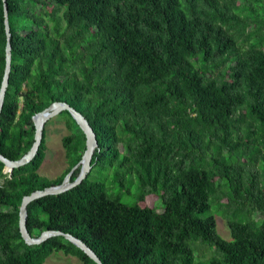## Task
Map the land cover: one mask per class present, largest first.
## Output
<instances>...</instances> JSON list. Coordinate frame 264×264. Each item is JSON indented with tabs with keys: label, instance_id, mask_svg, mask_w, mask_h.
Returning a JSON list of instances; mask_svg holds the SVG:
<instances>
[{
	"label": "trees",
	"instance_id": "obj_1",
	"mask_svg": "<svg viewBox=\"0 0 264 264\" xmlns=\"http://www.w3.org/2000/svg\"><path fill=\"white\" fill-rule=\"evenodd\" d=\"M11 68L0 115V153L17 160L33 143L32 116L65 101L96 134L91 169L72 189L31 201L32 236L61 230L104 264H264V0H6ZM6 31L0 0V85ZM68 168L38 173L34 158L3 172L0 264H48L57 252L97 264L63 236L28 245L19 231L24 195L60 184L85 135L67 110ZM136 180L124 202L97 180ZM78 166L70 175L73 181ZM232 205L230 239L210 209L215 182ZM155 195L161 210L147 206ZM256 214V218L253 217ZM232 216V218H231ZM204 244L215 255L197 258ZM70 264V263H51Z\"/></svg>",
	"mask_w": 264,
	"mask_h": 264
},
{
	"label": "water",
	"instance_id": "obj_2",
	"mask_svg": "<svg viewBox=\"0 0 264 264\" xmlns=\"http://www.w3.org/2000/svg\"><path fill=\"white\" fill-rule=\"evenodd\" d=\"M3 1L4 7V23L6 31V46H5V67L3 72V77L0 85V115L4 103L5 93L8 86L10 68H11V43L10 37L11 33L9 30L8 19H7V4L6 0ZM67 110L72 118L76 121L80 129L85 135V150L81 156L79 162L70 170V172L64 177L63 181L60 184L51 185L42 189H36L28 195L22 197V201L19 206V231L20 234L28 245H36L44 242L50 237L53 236H63L65 239L71 241L74 245L83 250L91 259H93L97 264H104L97 254L80 238L70 234L65 233L61 230H51L47 229L42 231L38 236H32L27 229L26 219H27V205L36 199L48 196V195H58L64 193L73 187L79 185L87 176L88 172L91 169V160L94 152V148L97 145L96 134L89 124L88 120L74 107L69 105L65 101H54L49 106L45 107L43 110L37 112L32 116L34 124V140L30 149L23 154L17 160H10L6 158L3 154L0 153V161L4 164V168L9 175L14 168H18L29 163L34 156L36 155L41 141L44 137V127L46 121L59 114L61 111ZM80 166L79 175L73 180L70 181V175L72 172Z\"/></svg>",
	"mask_w": 264,
	"mask_h": 264
},
{
	"label": "rangeland",
	"instance_id": "obj_3",
	"mask_svg": "<svg viewBox=\"0 0 264 264\" xmlns=\"http://www.w3.org/2000/svg\"><path fill=\"white\" fill-rule=\"evenodd\" d=\"M70 133L71 131L66 125V115L57 114L46 121L44 127L46 151L44 160L38 169V173L41 176L48 179H55L68 168L69 162L65 154L62 138ZM3 172L7 173L9 176V173L5 169H3ZM95 178L100 181L105 179L103 180L104 184L112 191V193L120 195L124 202H132V196L136 193V180L134 182H130L129 180L123 181V187H121L112 182L111 175L105 178L104 172L96 174ZM221 182L224 183L223 181L215 182L216 194L213 196V199L212 196H210V209L207 213H204V216L213 214L216 220L217 233L224 239H230L227 220L230 213L234 210V207L232 205H229L228 207L222 205L226 202L227 197L224 194L226 190L224 189V185L220 187ZM145 204L147 206L155 205L159 210L163 207V203L155 195L147 196ZM253 217L256 218V214H253ZM194 249L197 258L207 259L215 255L214 248L208 247L204 244H197ZM46 262L48 264H77L79 261L73 256L57 252L50 255Z\"/></svg>",
	"mask_w": 264,
	"mask_h": 264
}]
</instances>
